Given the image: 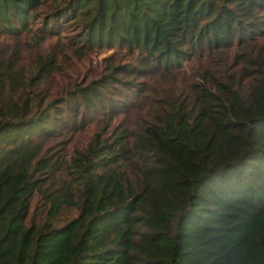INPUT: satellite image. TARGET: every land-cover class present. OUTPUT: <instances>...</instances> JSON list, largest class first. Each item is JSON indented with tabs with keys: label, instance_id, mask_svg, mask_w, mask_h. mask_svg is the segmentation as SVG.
I'll return each mask as SVG.
<instances>
[{
	"label": "trees",
	"instance_id": "16d2710c",
	"mask_svg": "<svg viewBox=\"0 0 264 264\" xmlns=\"http://www.w3.org/2000/svg\"><path fill=\"white\" fill-rule=\"evenodd\" d=\"M263 13L264 0H0V264H264ZM72 21L89 46L137 52L139 70L212 57L155 90L135 131L103 117L59 147L103 114L106 86L53 70L44 43Z\"/></svg>",
	"mask_w": 264,
	"mask_h": 264
},
{
	"label": "rangeland",
	"instance_id": "374dc122",
	"mask_svg": "<svg viewBox=\"0 0 264 264\" xmlns=\"http://www.w3.org/2000/svg\"><path fill=\"white\" fill-rule=\"evenodd\" d=\"M39 21L40 25L41 19ZM85 29L83 25L72 21L66 28L58 29L61 35L55 30L48 34L47 41L44 43L45 50L53 48L58 53V62L53 70L66 75L69 81L83 84L92 81L93 85H97L100 79L106 81L105 88L102 92L100 91L102 97L100 109L103 114L96 117L90 129L62 132L57 138L59 147H68L72 142L81 143L87 136H90L95 122L103 117L110 120L118 129L126 128L130 132L135 131L145 111L155 105L158 97L155 90L162 92L171 86L180 87L187 84L190 79L189 75H193L198 70L196 66L212 57L204 61L192 60L185 63L184 69L172 68L165 75L162 69L148 66L139 70L140 55L137 52L126 47L121 48L117 44L114 47L89 46L83 39H80ZM263 39L264 29L260 37V40ZM6 44L7 38L0 37V49ZM33 54L32 50H27L24 53V59H30ZM113 71L115 78L109 79V74ZM42 88H51L55 91L57 86L48 79L43 82ZM77 214L78 210L74 209L71 217Z\"/></svg>",
	"mask_w": 264,
	"mask_h": 264
}]
</instances>
